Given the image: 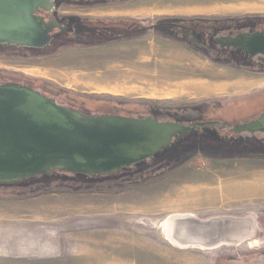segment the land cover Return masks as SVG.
I'll return each instance as SVG.
<instances>
[{"label": "rangeland", "instance_id": "1", "mask_svg": "<svg viewBox=\"0 0 264 264\" xmlns=\"http://www.w3.org/2000/svg\"><path fill=\"white\" fill-rule=\"evenodd\" d=\"M196 1L133 0L96 10L143 11L146 14L140 21L149 22L193 15L183 11L196 5L195 9L206 6L202 13L216 10L211 4ZM96 10L92 11L97 13ZM111 69L149 71L148 81L156 85L158 93H176L179 97L86 94L78 86L82 82L102 87ZM0 73L41 78L59 90L99 98L93 109L109 116L135 114L131 109L134 103L173 110L212 99L233 100L263 86L262 82L231 77L234 73L231 69L209 67L186 53L178 43L157 34L99 47L73 48L55 53L50 59L11 62L2 58ZM234 80L237 83L233 84ZM193 81L194 85L202 81L216 83L220 91L199 90L191 85L183 93L175 87ZM115 105L126 106L121 109ZM263 109L264 101H260L249 107L247 114L254 115ZM170 152L166 157L170 158ZM256 158L214 160L198 155L160 178L135 184V180L142 181L146 170L104 177L96 180V184L83 185L86 190L79 192L75 188L39 191L46 183L45 177L26 182L38 181L27 188L23 186L25 183L19 188L0 187V264H238L233 262L238 256L264 254V188L254 190L264 177V160ZM161 162L159 159L156 163ZM173 162L171 159L167 165ZM57 176L60 174L48 178ZM219 185L223 187L221 193ZM101 186L112 188L100 191ZM168 198L179 201H173L172 208L167 209L163 201ZM248 213L261 215L257 237L238 247L178 249L165 238L167 233L162 228L169 217L178 214L205 219Z\"/></svg>", "mask_w": 264, "mask_h": 264}, {"label": "water", "instance_id": "2", "mask_svg": "<svg viewBox=\"0 0 264 264\" xmlns=\"http://www.w3.org/2000/svg\"><path fill=\"white\" fill-rule=\"evenodd\" d=\"M54 1L0 0V45L36 49L48 45L51 28L45 30L35 13L38 8L52 11ZM240 42L249 51L256 46L264 49L263 34ZM190 130L151 117L88 115L61 107L26 86L0 85V186L21 185L54 174L97 179L131 173ZM234 130L264 136V112ZM260 218L258 213L205 219L173 215L167 220L170 231L164 229V236L178 249L238 247L257 237Z\"/></svg>", "mask_w": 264, "mask_h": 264}, {"label": "flooded vegetation", "instance_id": "3", "mask_svg": "<svg viewBox=\"0 0 264 264\" xmlns=\"http://www.w3.org/2000/svg\"><path fill=\"white\" fill-rule=\"evenodd\" d=\"M131 1L133 0H55L52 11L38 8L35 13V16L42 19L45 30H48L47 26L51 28L50 43L40 49L0 45V59L5 58L11 62L50 59L55 53L73 48H93L157 34L178 43L186 53L197 57L198 61L209 67L231 69L234 71L231 77L262 82L263 86L237 99H212L183 105L173 110L134 103L131 109L136 113L127 114L128 117H151L161 122L178 123L191 130L186 135L176 137L172 146L157 155L159 157L147 162L148 165L146 163L135 168L133 172L122 175L145 171L157 159L165 162L173 159L175 162L187 163L202 155L214 160L234 157H260L264 160V136L241 134L234 130L236 126L255 121L264 112L263 109L254 115L247 114L249 107L264 101V49L262 46H256L249 51L243 48L240 42V39L247 36L264 35V14H193L159 18L149 22L140 21L144 18L133 17L112 19L95 15L92 11L104 9L110 4ZM5 84H19L39 91L55 100L61 107L88 115H101L93 109V106L99 103V98L59 90L41 78L34 80L20 75L0 73V85ZM125 106L115 105V108L124 109ZM171 150L170 158L166 157L167 152ZM233 262L264 264V254L238 256Z\"/></svg>", "mask_w": 264, "mask_h": 264}, {"label": "crops", "instance_id": "4", "mask_svg": "<svg viewBox=\"0 0 264 264\" xmlns=\"http://www.w3.org/2000/svg\"><path fill=\"white\" fill-rule=\"evenodd\" d=\"M195 3H199V4L205 3V4H209V6L211 4V7L215 8L216 10L211 11V12L202 13L204 7H206V6H198V8L195 9L194 7H197V5H196L193 8L186 9L183 12H188L191 14H210V13H214V14H216V13L257 14V13H264V0H197ZM93 14L103 16V17H110V18L133 17L136 19H142L143 18L142 15L146 14V12L136 11V10L110 9V10H106L103 12L97 11V13H93ZM72 69H73V67H72ZM109 72L110 73H108V75H107V81H105L104 83H101L102 90H97L96 88H98V87H91L92 90L90 89V90L86 91L85 89H82L80 83H78V86L86 94H96V95L110 94V95H114V96H129L132 94H137V95H141L142 98H145V96H143V95H146V94L148 95V97H150V96L155 97L158 95L179 97V95H177L176 93H173V94L167 93V92H165V93L159 92L158 93L156 91V89L154 88V87H156V85L152 84L150 81H148V78L150 77L149 71L147 72V71L143 70V71L137 73V72H133V71L121 72L117 69H114V70L111 69V70H109ZM194 83L195 82L193 81L191 83H185V85H178V86L175 85V87H178L180 89V91H182L183 93L185 92L186 86H191V85L193 87L196 86L197 88H199V90L200 89H202V90L206 89V91H208L210 89H213L214 92L220 91V86L217 85L216 83H209L208 84V83H205L204 81H202L201 84L194 85ZM232 83L234 84L237 82L234 80V81H232ZM122 84L124 87L122 86ZM118 86H119V88H118ZM131 86H132V88H131ZM231 87H232V85H231ZM121 175L122 174L117 175V176H121ZM113 177H115V176H113ZM259 180H260V178H259ZM262 183H264V177H261V185L255 186L254 190L257 191V190L263 189L264 184L262 185ZM218 190H219L218 193H221V191L223 190V187H221V185H220ZM173 201L176 202V201H179V199H176V198L175 199H173V198L169 199L168 198L167 200H164L163 204L164 205L167 204V206L165 208L171 209L172 208L171 204ZM168 205L171 206V208Z\"/></svg>", "mask_w": 264, "mask_h": 264}, {"label": "trees", "instance_id": "5", "mask_svg": "<svg viewBox=\"0 0 264 264\" xmlns=\"http://www.w3.org/2000/svg\"><path fill=\"white\" fill-rule=\"evenodd\" d=\"M156 162L157 161H155L151 167L146 169V173L142 176V181L140 180V181H138L139 183H137V180H135L134 183L140 184V183L145 182L147 180L149 181L153 178L154 179L160 178V177L164 176V174H167V172H172L184 164V162H179V161L173 162V163H171V165H167V162H165V161H162L161 163H156ZM99 179H101V178L88 179L86 177H80V176L68 177L67 175H62V176L60 175V176L53 177V178L45 177L44 180L46 181V183H45V185H42L43 189L41 188V190H39V189L38 190L50 192L54 188H59V189L75 188L74 191L79 192V191L86 190V187H82L83 185L96 184L95 183L96 180H99ZM36 183H38V181H32L30 183H25L23 186H25L27 188V187L31 186L32 184H36ZM75 184H77V186H75ZM131 184L132 183H129L128 185H131ZM0 187H4V186H0ZM10 187L19 188L20 185H14V186H10ZM101 188L102 189H100V191H106L107 189H111L112 187L111 186H101ZM119 188H124V187H119ZM88 189H91V188H88ZM23 196H26V195H23Z\"/></svg>", "mask_w": 264, "mask_h": 264}, {"label": "bare ground", "instance_id": "6", "mask_svg": "<svg viewBox=\"0 0 264 264\" xmlns=\"http://www.w3.org/2000/svg\"><path fill=\"white\" fill-rule=\"evenodd\" d=\"M262 6V5H261ZM249 7V6H248ZM252 7V6H251ZM255 7V6H254ZM249 10V9H248ZM130 72V71H129ZM133 83V82H132ZM131 83V84H132ZM81 84V87H83V89H85L86 91L87 90H92V88H91V86H88L87 84H85V83H80ZM124 84V83H123ZM123 84H122V86H123ZM130 84V85H131ZM116 85V84H115ZM117 86V85H116ZM126 86V85H125ZM134 86V85H133ZM124 87V86H123ZM118 88H119V86H118ZM117 88V89H118ZM131 88H132V86H131ZM97 90H102V88L101 87H98V88H96ZM104 89V88H103ZM128 89V88H127ZM199 89V88H198ZM105 90V89H104ZM110 90V89H109ZM112 90V89H111ZM201 90V89H200ZM210 90H213V89H210ZM107 91V90H106ZM111 92V91H110ZM113 92V91H112ZM220 186V185H219ZM219 189V188H218ZM218 192H219V190H218ZM179 199H180V197H179ZM182 199V198H181ZM193 201V200H192ZM180 202H182V201H180ZM192 203V205H193V202H191ZM170 204V203H169ZM183 204V203H182ZM186 204V203H185ZM209 204V203H208ZM173 205H174V203H173ZM180 205V204H179ZM207 205V204H206ZM178 206V205H177ZM203 206V205H202ZM170 208H171V206H169ZM181 207V206H180ZM180 207H178V209L180 208ZM196 207H198V206H196ZM193 208H194V206H193ZM183 209V208H182ZM179 215V214H178ZM194 216V215H193ZM162 228L163 229H165L166 231H167V233H168V230L170 231V225H169V223L167 224V221L166 222H164L163 224H162ZM169 235V234H168ZM171 242H173V241H171ZM174 243V242H173Z\"/></svg>", "mask_w": 264, "mask_h": 264}]
</instances>
